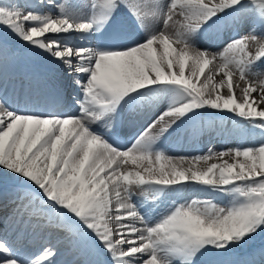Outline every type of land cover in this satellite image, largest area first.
<instances>
[{
	"label": "snow or ice",
	"instance_id": "1",
	"mask_svg": "<svg viewBox=\"0 0 264 264\" xmlns=\"http://www.w3.org/2000/svg\"><path fill=\"white\" fill-rule=\"evenodd\" d=\"M27 52L58 83L0 93V264H264V0H0V75Z\"/></svg>",
	"mask_w": 264,
	"mask_h": 264
},
{
	"label": "bare ground",
	"instance_id": "2",
	"mask_svg": "<svg viewBox=\"0 0 264 264\" xmlns=\"http://www.w3.org/2000/svg\"><path fill=\"white\" fill-rule=\"evenodd\" d=\"M21 61V62H20ZM54 66L48 65L44 61L43 57L34 55L31 52L22 53L21 58L10 65L7 69V75H0V93L7 92L10 99L19 98V106L22 108H27L31 110H43L42 102L38 101L35 94L36 89L44 90L55 86L58 83L57 73L53 71ZM32 90L31 99H29V93ZM163 103L154 109L147 111L140 118L128 123L125 126L126 139L131 138V136L138 131L147 127L151 120L155 119L159 112L163 110ZM38 104L40 105L38 107ZM206 121L214 120L217 125L233 126L232 117L229 114L221 113H211L205 114ZM159 125H157V128ZM253 139L256 138V133L252 132ZM124 142V141H122ZM244 139L237 135L232 136H222L219 131H214L211 134H205L202 137L185 138L183 134L179 137L173 135L165 140V145L167 146L170 154L179 155H191L196 154L199 151L206 150L208 147H213L216 150H222L228 147H233L237 143H244ZM251 142V141H250ZM191 191V189H190ZM190 195V192H189ZM56 234L53 233V238L55 240ZM61 255L57 258L61 264L64 262H70L73 256L69 255L66 251V244H60Z\"/></svg>",
	"mask_w": 264,
	"mask_h": 264
},
{
	"label": "rangeland",
	"instance_id": "3",
	"mask_svg": "<svg viewBox=\"0 0 264 264\" xmlns=\"http://www.w3.org/2000/svg\"><path fill=\"white\" fill-rule=\"evenodd\" d=\"M21 62V61H20Z\"/></svg>",
	"mask_w": 264,
	"mask_h": 264
}]
</instances>
